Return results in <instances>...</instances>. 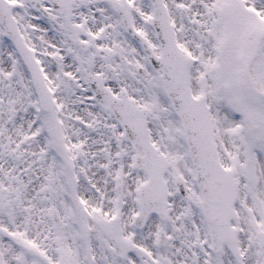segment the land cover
<instances>
[{"label": "snow or ice", "instance_id": "1", "mask_svg": "<svg viewBox=\"0 0 264 264\" xmlns=\"http://www.w3.org/2000/svg\"><path fill=\"white\" fill-rule=\"evenodd\" d=\"M0 264H264V0H0Z\"/></svg>", "mask_w": 264, "mask_h": 264}]
</instances>
